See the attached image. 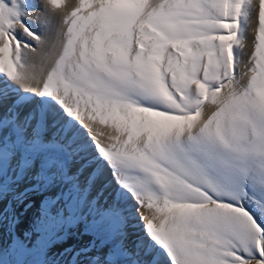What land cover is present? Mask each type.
<instances>
[{"label": "snow or ice", "instance_id": "6c2138e0", "mask_svg": "<svg viewBox=\"0 0 264 264\" xmlns=\"http://www.w3.org/2000/svg\"><path fill=\"white\" fill-rule=\"evenodd\" d=\"M0 205V264H264V0H0Z\"/></svg>", "mask_w": 264, "mask_h": 264}, {"label": "bare ground", "instance_id": "6f19581e", "mask_svg": "<svg viewBox=\"0 0 264 264\" xmlns=\"http://www.w3.org/2000/svg\"><path fill=\"white\" fill-rule=\"evenodd\" d=\"M35 2L39 3L40 0H35ZM77 2H78V0H65V4L68 5V6H71L72 4L77 3ZM28 19L33 24V26L36 27L37 31H41V29L37 26V13L35 11L32 13V15ZM57 27H58V21H54L53 27H52V31L48 32V33H42V34L46 35L49 39H51L54 36ZM255 27H256V23H255V19L253 18V20L250 23L249 28H248V30L246 32V43H245V48H244L243 53H242V58H243V60L245 62L247 61V59L250 56L251 51L253 49L254 36H255ZM86 123H87V121H86ZM85 130L87 131V129H85ZM96 131H99V133H100V137L99 138L101 139V141L103 143H108L109 142L108 139H107L108 133H109V129L108 128H106L104 126H101L99 124H96V125L93 126V132H96ZM88 134H89V137L92 135V133H88ZM106 178L111 179L110 175L107 172H106ZM5 205L7 207V219L5 221L3 232H2V241H3V246L4 247H6L8 249H11L14 246V243L18 240L17 234H19V230L17 228L16 229L13 228V224H14V221L18 220V215H19L18 214L19 213L18 209L23 208V205L16 203L11 198H9L8 201H5ZM19 205H21V206H19ZM131 205L135 206L136 204L134 202ZM0 207H3V205H0ZM134 212H135V215L137 217H139V215H140V217H142L144 215H150L148 210L146 208H144V207H136V208L134 207ZM11 213H13V221L8 222L9 221L8 217H9V214H11ZM32 219H33V216H31V212L29 211V209L28 210L25 209V219H24L25 220V225L30 227ZM136 225L137 224H136V220H135L134 221V230L139 233V231L137 229H140V228L139 227L137 228ZM82 228H83V226H80L78 228H74L73 229L74 231H76V235L77 236H81V237H78V238L75 237L74 242L70 243L68 241V244L75 245V246H83V245L89 244V241L92 240V237L88 236V235H81ZM71 233L73 235V232H71ZM141 233L143 235V232H141ZM66 246L67 245H62V246L58 245V246L54 247V251L55 252H60L62 250V248L66 247ZM83 259H85V258L83 257L82 260ZM158 259H159V257H158Z\"/></svg>", "mask_w": 264, "mask_h": 264}, {"label": "rangeland", "instance_id": "374dc122", "mask_svg": "<svg viewBox=\"0 0 264 264\" xmlns=\"http://www.w3.org/2000/svg\"><path fill=\"white\" fill-rule=\"evenodd\" d=\"M85 132H87L86 130H85ZM88 136H89V134H88ZM135 201H131V203L130 204H132V203H134ZM135 204H136V202H135ZM19 206H21V205H19ZM136 208V207H135ZM15 209V208H14ZM17 209V208H16ZM19 210V215H18V220L17 221H14V224H13V228H17L18 230H19V234H17V237H18V241H21V242H24V243H29L28 241H25L24 240V233H25V231L26 230H28L29 229V227L28 226H26L25 225V208H24V206H23V208H20V209H18ZM21 210V211H20ZM28 210V209H27ZM29 211L31 212V216H34V214H35V209H33V208H30L29 209ZM139 217H140V215H139ZM9 219V221L8 222H10V221H13V213H11V214H9V217H8ZM24 218V219H23ZM139 223H138V222ZM136 227L138 228H140V229H137L138 231H139V233L142 235V225H143V221L141 220V219H137L136 220ZM71 232H73V235H72V233H71V239L69 240V242L71 243V242H74V239H75V237L76 238H78V237H81V236H77L76 235V231H74L73 229H72V231ZM75 233V234H74ZM80 235V234H79ZM35 241V237H33V242ZM55 243V242H54ZM29 246H31V244L29 243ZM53 250V252H55L54 251V248L52 249ZM83 257H81V259H82Z\"/></svg>", "mask_w": 264, "mask_h": 264}]
</instances>
